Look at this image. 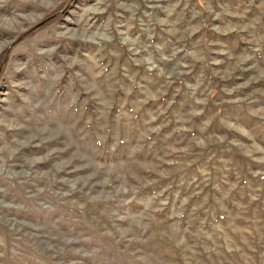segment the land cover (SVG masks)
<instances>
[{
    "label": "rangeland",
    "instance_id": "obj_1",
    "mask_svg": "<svg viewBox=\"0 0 264 264\" xmlns=\"http://www.w3.org/2000/svg\"><path fill=\"white\" fill-rule=\"evenodd\" d=\"M0 264H264V0H0Z\"/></svg>",
    "mask_w": 264,
    "mask_h": 264
}]
</instances>
